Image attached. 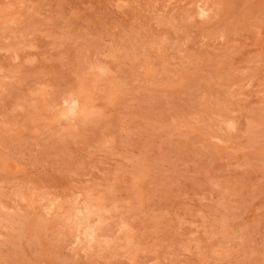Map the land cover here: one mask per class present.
<instances>
[{"label":"rangeland","instance_id":"obj_1","mask_svg":"<svg viewBox=\"0 0 264 264\" xmlns=\"http://www.w3.org/2000/svg\"><path fill=\"white\" fill-rule=\"evenodd\" d=\"M0 264H264V0H0Z\"/></svg>","mask_w":264,"mask_h":264}]
</instances>
